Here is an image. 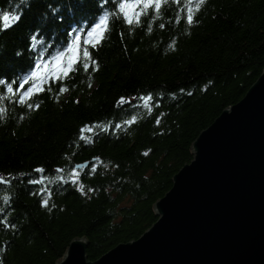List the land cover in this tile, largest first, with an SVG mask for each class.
I'll use <instances>...</instances> for the list:
<instances>
[{
	"label": "trees",
	"instance_id": "1",
	"mask_svg": "<svg viewBox=\"0 0 264 264\" xmlns=\"http://www.w3.org/2000/svg\"><path fill=\"white\" fill-rule=\"evenodd\" d=\"M139 11L129 25L118 0H0V17L20 16L0 31V79L27 77L23 90L35 91L29 108L0 86V264H55L81 238L93 262L137 240L194 140L264 69V0ZM105 16V39L92 47L87 32ZM73 54L76 71L56 81Z\"/></svg>",
	"mask_w": 264,
	"mask_h": 264
},
{
	"label": "water",
	"instance_id": "2",
	"mask_svg": "<svg viewBox=\"0 0 264 264\" xmlns=\"http://www.w3.org/2000/svg\"><path fill=\"white\" fill-rule=\"evenodd\" d=\"M191 152L137 240L91 262L74 239L55 264H264V69Z\"/></svg>",
	"mask_w": 264,
	"mask_h": 264
},
{
	"label": "snow or ice",
	"instance_id": "3",
	"mask_svg": "<svg viewBox=\"0 0 264 264\" xmlns=\"http://www.w3.org/2000/svg\"><path fill=\"white\" fill-rule=\"evenodd\" d=\"M143 6L144 9H152L154 8L156 13L159 14L162 9L163 0H118V10L122 14L124 22L131 25L133 23V17L139 22V17L141 15V12L139 11L140 6ZM3 21V28L0 29V31L7 30L13 26V23L18 22L20 20V16L12 14L10 12H4L2 17H0ZM11 22V23H10ZM194 22L193 13L191 10V7H189L187 12V23L191 25ZM108 18L107 16L102 17L99 23H96L91 29L87 32V35L89 37H92L93 34H95V42L92 43V47H97L102 43V41L105 39V33L108 31ZM161 28H164V24H160ZM33 39H36L33 37ZM85 43H88L87 41ZM69 52L75 53V47L74 45H69L68 47ZM85 62L83 63V69L84 71H88L90 64L88 61H91V54L89 53L88 49L85 48L83 51ZM80 62V57L78 55L73 54L71 58L69 59V62L66 65L62 66V71L60 74H58L54 79L56 81L59 80L60 75H63L67 77L70 73L76 71V65ZM50 63V62H49ZM92 63H95V61H92ZM41 65L37 64L36 68L38 69ZM36 72H32V76H36ZM19 83V88L16 89V92L13 91V85ZM27 83V77L22 78L19 81H6L4 79H0V86L6 85L7 91L9 93H13L16 95L18 93L17 99L22 105H25L29 108H31L33 105L29 103L28 101L31 99L32 95H35V91L33 88H28L27 90L24 89V84ZM43 90L42 88L40 89ZM61 92L67 91V88L62 87L60 89ZM191 95V93H189ZM140 99H151V97H141ZM120 105H123L125 103H131V101L126 100L124 97H121L120 100L117 102ZM36 107L38 108L39 105L37 104ZM159 122V121H158ZM83 139V137H81ZM147 155V153H145ZM37 172H43V169H36ZM57 171H60V169H57ZM30 184H38L40 183L39 180H30ZM43 206H47V201L43 202Z\"/></svg>",
	"mask_w": 264,
	"mask_h": 264
}]
</instances>
